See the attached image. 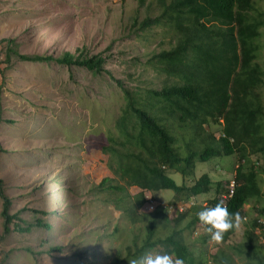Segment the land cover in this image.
<instances>
[{
  "label": "trees",
  "instance_id": "obj_1",
  "mask_svg": "<svg viewBox=\"0 0 264 264\" xmlns=\"http://www.w3.org/2000/svg\"><path fill=\"white\" fill-rule=\"evenodd\" d=\"M135 3L136 8L128 18V32L142 39L144 31L150 36L156 29L159 37L163 32L168 39L159 40L145 55L120 62L125 68L138 69L136 77L128 73L127 81L114 80L109 74L122 95L123 108L113 125L116 136L111 132L106 144L100 147V154L117 179H103L97 193L107 196V202L122 214V224L129 226L125 229L131 236L128 244L123 241L111 264H128L129 259L150 250L174 252L185 264H233L224 250L207 256L208 236L195 231L204 228L196 213L220 202L219 195L228 193L230 183L213 184L207 175L195 178L193 174L197 164L236 156L243 164L234 169L229 211L240 213L252 201L260 202L264 197L256 182L259 173H264V166L248 165L255 156L264 165V106L260 94L264 90V67L257 60L264 50L260 40L262 15L254 8L255 0H135ZM4 43L6 55H16L14 42L4 40ZM111 55H89L81 50L74 55L65 52L56 58L48 55H17V58L53 61L68 70L84 69L98 77L108 74L104 66ZM146 67L155 78L148 74L143 79ZM173 176H179L180 185ZM133 187L138 193L131 196L128 189ZM162 191L172 192L170 202L145 211L154 202L146 198L147 193ZM202 196L206 205L197 206L196 200ZM0 200L5 235L14 231L31 233L33 229L48 232L50 226L40 218L46 212L33 210L24 220L8 214L10 201L1 187ZM178 206H183L184 211L170 216L168 209ZM252 206L263 217L264 206L259 209ZM248 225L253 230L245 232L243 245L227 249L238 255L243 252L251 264H264L263 246L253 236L256 229L264 235V225L255 218ZM121 231L120 227L114 228L112 236ZM234 232L225 233L221 243L228 242ZM197 241L201 252L195 255ZM59 249L56 246L48 251Z\"/></svg>",
  "mask_w": 264,
  "mask_h": 264
},
{
  "label": "rangeland",
  "instance_id": "obj_2",
  "mask_svg": "<svg viewBox=\"0 0 264 264\" xmlns=\"http://www.w3.org/2000/svg\"><path fill=\"white\" fill-rule=\"evenodd\" d=\"M135 8V0H0V146L4 150L0 187L10 201V216L26 220L31 211L39 210L46 212L40 218L50 226L47 233L33 229L31 233L5 235L0 200V264H111L123 241L129 243L131 236L125 229L129 226L122 224V214L107 202V196L97 193L103 179H117L100 154L123 108L122 95L109 74L114 80L127 81L128 73L136 77L138 69L125 68L120 62L145 55L159 40L168 39L163 32L159 37L156 29L152 37L147 31L141 34L142 39L131 35L128 18ZM254 8L264 22V0H255ZM260 31L264 44V27ZM4 40L14 42L16 55H6ZM81 50L89 55L103 53L104 57L112 54L104 66L108 74L94 77L84 69L68 70L53 61L17 58H56ZM257 60L264 67V50ZM148 74L155 78L146 67L143 79ZM260 94L264 106V90ZM249 161L248 165L264 166L256 156ZM242 164L236 156L219 158L197 164L193 176L207 175L213 184L229 182L231 186L234 169ZM173 179L181 184L179 176ZM256 182L264 192L263 172ZM128 192L133 196L138 189L129 188ZM146 198L154 201L146 206L145 211L150 212L152 206L167 205L172 192L147 193ZM196 203L205 206V197ZM252 205L258 209L264 206V197L243 208L240 214L247 217L246 224L235 230L228 242L211 244L207 256L224 250L233 264H251L243 252L238 255L227 247L243 245L245 232L253 230L249 220L255 218L264 225V213L258 216ZM168 213L171 216L170 208ZM116 227L122 231L112 236ZM201 230L195 229L196 234ZM260 233L256 229L253 236L264 251ZM56 246L59 251H48Z\"/></svg>",
  "mask_w": 264,
  "mask_h": 264
},
{
  "label": "clouds",
  "instance_id": "obj_3",
  "mask_svg": "<svg viewBox=\"0 0 264 264\" xmlns=\"http://www.w3.org/2000/svg\"><path fill=\"white\" fill-rule=\"evenodd\" d=\"M234 189V184L228 186ZM228 193L219 195L220 202L213 206L203 207L197 213L199 223L204 226L200 234L208 236L206 243L207 248L211 244H219L224 239L225 233L230 230L235 231L241 228V225L247 222V217H242L238 211L230 212L227 203L223 202L221 197ZM233 195V194H232ZM173 216L177 211L183 212L184 207L178 206L170 208ZM260 236V235H259ZM196 250L201 251V247H195ZM196 255V254H195ZM128 264H185V260L175 255L170 251H147L140 256L129 259Z\"/></svg>",
  "mask_w": 264,
  "mask_h": 264
},
{
  "label": "built area",
  "instance_id": "obj_4",
  "mask_svg": "<svg viewBox=\"0 0 264 264\" xmlns=\"http://www.w3.org/2000/svg\"><path fill=\"white\" fill-rule=\"evenodd\" d=\"M232 194H233V188H232V187H229V192H228V194L223 195V196L221 197L222 201H223V202H226L229 198L232 197ZM151 209H153V207H151Z\"/></svg>",
  "mask_w": 264,
  "mask_h": 264
},
{
  "label": "crops",
  "instance_id": "obj_5",
  "mask_svg": "<svg viewBox=\"0 0 264 264\" xmlns=\"http://www.w3.org/2000/svg\"><path fill=\"white\" fill-rule=\"evenodd\" d=\"M200 252H201V251H198V250L194 249V253H195L196 255H198Z\"/></svg>",
  "mask_w": 264,
  "mask_h": 264
}]
</instances>
